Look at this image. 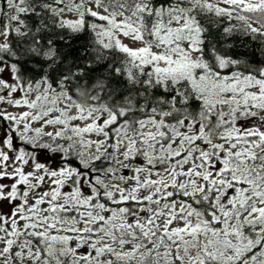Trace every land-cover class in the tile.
Segmentation results:
<instances>
[{
  "label": "snow or ice",
  "instance_id": "1",
  "mask_svg": "<svg viewBox=\"0 0 264 264\" xmlns=\"http://www.w3.org/2000/svg\"><path fill=\"white\" fill-rule=\"evenodd\" d=\"M0 264H264V0H0Z\"/></svg>",
  "mask_w": 264,
  "mask_h": 264
}]
</instances>
